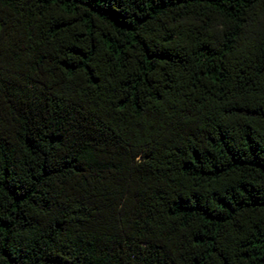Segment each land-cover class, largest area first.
Masks as SVG:
<instances>
[{
	"label": "trees",
	"instance_id": "1",
	"mask_svg": "<svg viewBox=\"0 0 264 264\" xmlns=\"http://www.w3.org/2000/svg\"><path fill=\"white\" fill-rule=\"evenodd\" d=\"M0 264H264V0H0Z\"/></svg>",
	"mask_w": 264,
	"mask_h": 264
}]
</instances>
